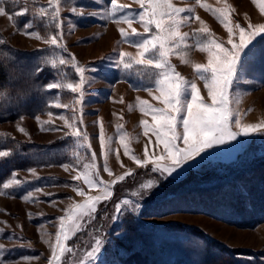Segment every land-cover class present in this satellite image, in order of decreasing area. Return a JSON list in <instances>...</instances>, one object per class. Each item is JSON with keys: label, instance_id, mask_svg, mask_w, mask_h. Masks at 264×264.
I'll use <instances>...</instances> for the list:
<instances>
[{"label": "rangeland", "instance_id": "374dc122", "mask_svg": "<svg viewBox=\"0 0 264 264\" xmlns=\"http://www.w3.org/2000/svg\"><path fill=\"white\" fill-rule=\"evenodd\" d=\"M117 2L127 5L125 11L134 15L142 11L138 0ZM171 2L186 9L180 17L190 16L191 19L179 28L180 32L188 33V37L179 49L169 55L168 60L185 79L197 84L203 99L210 104L204 82L193 69L196 63H207L208 57L207 52L196 47L202 35H193L194 30L207 27L214 39L226 41L228 33L225 27L208 9H227L230 26L234 27L239 23L247 27L249 23L264 24V13L260 11L264 7V0ZM41 5L46 6L47 0H36L35 4L29 0L27 5L24 0H19L15 7L5 0L4 6L13 14L16 23L9 20L7 14L0 15V42L35 52L38 58L33 60L37 63L35 69L41 66V60L45 57L70 59L75 56L79 65L86 69L85 84L82 86L83 102L82 105H74L73 101L78 98V94H73L70 90L46 87L48 83L57 80L58 72L69 74L67 82L78 83L79 75L70 65L58 66L57 69L45 66L41 71L42 75L45 74L42 77L43 83L40 81L43 86L36 92L38 94H32L38 97L37 100L32 102L29 98L28 104L24 106L18 101L20 107L29 109L27 113L0 119V150H11L10 156L14 159V167L9 172H5L2 167L6 158L0 159V174L4 172L0 176V248L3 249L0 251V264H48L51 245L56 242L55 233L59 226L57 218L65 216V209L85 199L74 191L73 186L82 188L89 195L100 194L99 188L90 189L83 179L72 180V176L83 170L85 163H91L92 152L96 153L97 171L104 181L111 182L115 176L122 175L128 169H132L134 175L112 186V198L97 205L92 224L67 242L74 251L65 253V264L69 260L78 262L83 259L84 253L94 243L93 236H99L103 243L100 252L95 258L86 261V264H146L147 262L140 260V246L142 243L145 246L155 245V241L169 248V261L177 254L191 257L199 255L206 246H210L212 252H220L219 248L224 246L221 248L226 250L222 252H233L247 259L258 256L264 260V221L254 223L253 219H249L253 222L250 224L245 218L249 225L233 223L222 217L225 213L216 216L217 213H212L213 208L209 205L211 202L203 204L197 197L225 190L228 188L225 185L238 182L255 165L264 162V130L241 134L235 141L214 145L201 153L200 157L182 165L171 176L161 177L159 173H153L151 164L137 167L125 155L124 144L128 145L133 155L141 159L145 155V146L149 154L159 155L162 150V145L156 147V137L151 131L144 134V126L140 121L145 120L151 125L152 116L150 112L140 110L137 98L154 108H163L164 105L154 98L159 96V92L145 66L133 64L132 68L125 69L120 63L121 51L132 56L137 52L134 42L123 39L118 31L119 28H124L130 34L131 28L125 23L118 24L112 19L102 18L106 6L110 8V0H64L61 18L65 21L62 41L67 48L65 52L56 46L44 44L43 39L37 40L23 33L24 25L33 18V7ZM73 5L86 14L100 11L101 15H75L69 10ZM25 7L29 8L28 15L15 16L16 12ZM189 8L192 9L191 13L187 11ZM197 16L199 20L196 19ZM132 28L143 34L144 38L156 31L154 25H149L150 32L144 33V25L138 18L134 20ZM32 30L38 31L41 36L47 34L39 24ZM55 31L53 27L51 33ZM180 53H183L186 63L181 62ZM145 58L150 56L146 55ZM124 60L130 62L128 57ZM18 61L24 67L29 60ZM151 71L159 70L153 68ZM25 73L27 69H24L22 76ZM229 91L232 94L230 106L240 113L243 124L264 122V37L257 38L243 70ZM187 98H191L190 94ZM57 102L68 103L70 107L57 108L54 106ZM74 108L79 109L76 114L82 116L83 120V124L77 123L76 126L88 134L90 148L78 146L75 137L66 135L71 129L59 118L64 115L70 120ZM49 113L52 114L51 117ZM49 120V123H45ZM18 127H22L24 132L18 131ZM101 127L105 138H112L105 149L107 165L112 175L104 171V156L99 143ZM233 128L236 130L234 123ZM77 155L83 158L79 165L75 162ZM63 165L72 167L66 170ZM148 178L159 180L151 194L133 195L139 191V184ZM13 179L22 183L4 190L3 185ZM206 189L216 190L213 192ZM202 191L206 193L200 194ZM28 193H32V199L26 201L22 197ZM123 199L139 203V209L133 212L128 206L122 205L121 210L116 211L115 205ZM113 215L117 219L113 220ZM240 221L244 222V219ZM189 227H194L196 231L190 232ZM147 229L155 231L154 239L150 237L147 240ZM139 241L133 251L126 249V246L131 247Z\"/></svg>", "mask_w": 264, "mask_h": 264}, {"label": "snow or ice", "instance_id": "6c2138e0", "mask_svg": "<svg viewBox=\"0 0 264 264\" xmlns=\"http://www.w3.org/2000/svg\"><path fill=\"white\" fill-rule=\"evenodd\" d=\"M14 7L19 3V0H8ZM33 4L36 0H32ZM142 11L137 14L126 12L127 5L118 4L117 0H110V8L106 6V11L103 13L104 19H112L116 23H125L131 28V33L126 32L124 28H119L120 35L125 40L134 42L137 48L135 56L130 53L121 51L119 53L120 63L125 69L133 67V64L143 65L149 72L150 79L155 82L156 90L159 96L158 99L163 105V108H154L146 101L140 100V110L145 113H151L152 123L141 120L140 124L144 126V134L147 135L151 131L156 137V147L162 145V150L159 155L149 154L147 146H145V155L141 159L131 153L127 144H124V153L128 155L137 165V167H147L152 165V172L159 173L161 177L171 176L182 165L189 161H193L196 157H200L206 149L213 148L214 145H223L229 141H235L238 135H248L249 133L264 130V122L243 124L240 113L234 110L230 105L232 102V94L230 88H233L241 71L243 70L247 57L254 49L257 38L264 37V24L252 25L247 27L236 23L234 27L230 26L227 9H208L217 18V20L225 27L228 33L226 41H218L213 38L212 33L207 27H202L194 30L193 35L200 33L202 39L198 40L196 47L207 52V63H196L193 69L199 79L204 82V88L211 103H206L201 95V90L197 87L194 81L185 79L175 66L168 60L169 55L173 54L174 50L179 49L181 44L188 37V33L179 31L183 23L190 22L191 17H180L181 13L186 11L185 8L175 6L171 0H138ZM27 5L29 0H24ZM64 0H47V5L33 7V18L24 25L23 33L35 37L37 40L43 39L44 44L56 46L67 51V48L62 43L63 41V25L64 19L61 18V5ZM199 3V0H197ZM5 0H0V15H8L9 20L16 23L13 14L8 12L4 6ZM204 7V5H201ZM75 15H101L100 11L92 13H84L78 10L77 6L73 5L69 9ZM191 13L192 9H187ZM261 13H264V7L260 8ZM29 8L15 13V16L28 15ZM139 21L144 25V33H149V25H154L156 31L148 38H144L143 34L132 28L134 20ZM197 20L200 18L197 16ZM45 21H47L45 23ZM203 23V22H202ZM37 24L44 27L45 36H41L38 31L32 30ZM56 31L51 33V29ZM71 30V27L70 29ZM148 55L150 58H145ZM181 62L186 63L183 53ZM128 57L130 62H125L124 58ZM70 65L75 73L79 75V82H67L69 74L66 72H58L57 80L46 85L48 89H67L73 94H78V98L74 99V105H82L83 102V85L85 84L86 69L79 65L75 56L70 59L57 56L56 58L45 57L41 60V66L35 69L36 73L43 71V67L50 66L52 69H57L58 66ZM159 71H151V69ZM151 94V90H148ZM190 94V99L188 95ZM4 93L0 92V97ZM238 102V101H237ZM55 107L68 109V103H55ZM131 107V106H129ZM78 108H74L70 120L61 115L59 118L64 120L65 124L71 129V135L76 138V143L80 147H91L89 144V136L86 132H82L76 125L83 124L82 116H77ZM49 113V117H51ZM39 119V118H37ZM45 121V123H49ZM233 123L235 129L233 128ZM182 128V131L180 129ZM18 131L24 132L22 127H18ZM26 134V133H25ZM82 138V139H81ZM111 137L105 138L101 127L99 135V143L101 153L104 156V171L112 175L111 169L107 165V156L105 149L111 142ZM123 144V137L121 138ZM151 143V140H149ZM11 150H0V159L7 158L11 155ZM83 158L77 155L76 164L79 165ZM123 167V165H121ZM67 170L72 165H63ZM96 153L91 154V163H85L83 170L77 175L72 176L73 181L83 179L84 183L92 188H99V195H89L78 187L73 186L74 191L78 195L85 197L83 202L74 203L69 208L65 209V216L58 217L59 226L55 233L56 242L51 245V257L48 264H65V253H72L73 247L68 245V241L72 240L77 233H81L85 227L92 224L95 220L97 205L105 200H110L113 196L112 186L118 182L124 181L127 177L134 175L132 169H128L122 175L115 176L111 182H106L99 177L97 171ZM34 172V170H32ZM22 181L13 179L3 185V189L7 190L13 185L19 186ZM159 180L156 178H148L139 184V191L134 192L136 196H147L151 194ZM40 191V189H37ZM24 200L32 199V193H28L22 197ZM128 206L129 210L135 212L139 209V203H134L131 200L123 199L115 205L116 211L121 210V206ZM115 220L117 217L112 216ZM94 243L91 244L90 250L84 253L83 259L78 262L67 261V264H86V261L95 258L100 252L102 239L99 236H93ZM47 243V241H45ZM3 249L0 248V251Z\"/></svg>", "mask_w": 264, "mask_h": 264}, {"label": "trees", "instance_id": "16d2710c", "mask_svg": "<svg viewBox=\"0 0 264 264\" xmlns=\"http://www.w3.org/2000/svg\"><path fill=\"white\" fill-rule=\"evenodd\" d=\"M43 52H45L44 48ZM37 59L35 52L18 49L4 41L0 42V92L4 93V96L0 97V119H9L27 113L29 109L20 107L18 103L20 102L24 106V104H28L29 98L32 99V102L35 99L37 100L38 97L32 94H38L36 92L42 88V77L45 75H42L41 72L34 73L35 71L33 69L35 70L34 66L37 63L33 60ZM18 60L29 61L27 62L28 64L24 65V68ZM24 69H27V73H25V76H22ZM41 80L42 83L40 82ZM3 162L2 167L5 172H9L14 167V159L12 156L4 159ZM225 186L228 188L221 192L202 196L200 194L206 193L202 191L199 194L200 197H197L202 200L203 204L211 202L209 205L213 208L212 213H217L215 214L216 216L225 213L222 217H226V220L233 223L246 226L249 225L245 222L246 219L247 221L253 219L254 223L256 221H264V162L255 165L251 169V172L241 177L238 182H231ZM206 190L215 191L212 189ZM220 190L219 188L218 191ZM225 211H229V213L227 214ZM242 219H244V222L240 221ZM253 222H250V224ZM189 229L190 232L196 231L194 227H189ZM146 232L147 240L150 237L154 239V230L147 229ZM139 243L140 241L136 245H133L135 247L126 246V249L133 251ZM155 243V245L149 246H145L142 243L140 246V260L147 262L146 264H264V260L258 256L253 255L254 257L247 259V257H239L233 252H222L226 250V248H221L224 246L219 248L221 250L220 252H212V248L206 246L199 255L191 257V255L177 254L174 259L169 261L167 257L169 248L158 241H155ZM217 246H220V244H217Z\"/></svg>", "mask_w": 264, "mask_h": 264}]
</instances>
